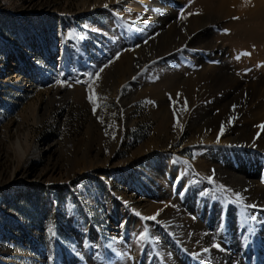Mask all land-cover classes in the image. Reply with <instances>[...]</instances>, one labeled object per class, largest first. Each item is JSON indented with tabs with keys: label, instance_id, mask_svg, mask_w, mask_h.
Here are the masks:
<instances>
[{
	"label": "rangeland",
	"instance_id": "rangeland-1",
	"mask_svg": "<svg viewBox=\"0 0 264 264\" xmlns=\"http://www.w3.org/2000/svg\"><path fill=\"white\" fill-rule=\"evenodd\" d=\"M176 1L181 5L170 8L179 22L181 10L187 15L191 5L190 0ZM140 2L0 0V264H94L95 260L165 264L163 253L172 250L170 236L188 243L192 225L201 223L191 207V193L202 209L209 205V217L221 219L225 214L229 200L210 185H220L214 156H228L229 148L201 143V138L206 135V112L217 114L210 120L215 125L223 121L228 125L233 115L223 118L215 106L213 112L205 81L193 82L192 73L201 68L193 65L192 50L171 63L145 61L134 52L153 37L145 31L141 42H132L140 19H145L140 16L144 9ZM228 21L239 20L232 17L221 29ZM73 31L92 50L90 64L82 72L75 64L60 61L69 55L79 58L70 41L63 47L64 36L70 40ZM214 32L212 41L230 34ZM217 40L227 51L232 49L227 60L234 64L235 74L251 82L264 81V58L259 53ZM245 52L251 54L241 55ZM218 64L216 59L211 65ZM89 74L102 98L98 103L105 106L96 115L87 99ZM57 80L72 87H61ZM177 120L180 127H174ZM220 129L207 133L227 140L234 137L222 134L224 138ZM178 158L206 162L211 167L199 170L206 179L191 174ZM167 163L172 172L165 179ZM178 174L186 181L172 190ZM203 185L207 193L201 195ZM136 212L159 215L143 220ZM145 230L148 239L141 241ZM223 241H214L220 246L216 249L226 250ZM238 261L250 264L249 258ZM210 262L221 264L219 259Z\"/></svg>",
	"mask_w": 264,
	"mask_h": 264
},
{
	"label": "bare ground",
	"instance_id": "bare-ground-1",
	"mask_svg": "<svg viewBox=\"0 0 264 264\" xmlns=\"http://www.w3.org/2000/svg\"><path fill=\"white\" fill-rule=\"evenodd\" d=\"M140 1L144 5V9L142 15H139L145 19H140L143 20L142 25L141 27L138 26L140 27L139 31L133 36L132 42H141L140 37L144 35L145 31V33L150 32L153 37L151 43L148 41L142 44L140 49L134 50V52L139 53V56L142 54L145 61L159 59L160 62L168 61L171 63L175 57L183 59L185 52L192 50L191 53L195 55L193 65H195V69L201 68L200 72L192 73L193 82L197 81L196 78H202L205 81L206 87L211 92V99H213L212 104H210L213 106V112L215 106L216 111L219 110L223 118L231 114L234 118L232 124L224 125L223 132L224 135H233L234 137H229L231 140L219 137V142H217V137H211L207 132L208 130L214 131L218 127L221 128V124L211 123V118L215 119L217 114L207 113L206 110L208 111L209 107L206 105L208 108L205 110L207 122L204 125L205 128L203 127L205 129L203 132L206 135L201 138V143H213L219 147L226 145L229 148L227 149L229 150L228 156H214L212 163L217 168L215 179L220 185L213 187L210 185L215 190L220 186L228 190L217 191L219 195L229 200V204H226L224 209L225 214L221 219L209 217L208 212L211 210L209 205L202 209L203 206L199 204L198 197L191 193L190 204L200 214L201 223L197 220L198 222L192 225L193 234L188 243H183L184 239L182 242L178 241L179 237L177 236L178 240L173 235L170 236L168 243L172 250L163 253L166 260L165 264H208L207 261L218 259L221 264H236L240 257L245 258V260L249 258L250 264H256L255 259L259 260L260 258L258 264H264V174L261 173L264 169V131L257 127V125L264 123V81L254 80L251 82L235 74L232 70L233 66H231L234 64H231L230 59L227 60L229 58L227 57L228 52H233L230 51L232 49L227 51L221 43L215 42L217 38L219 40L221 38L227 39L234 45L244 46L246 51L252 50L259 53V56L264 58V0H248L247 3L245 0H190L191 6L185 15L186 19L179 22L173 18L174 12L170 7L176 4L180 6L181 2L176 0ZM138 13L135 14L138 15ZM147 15H150L149 18L146 17ZM232 17H236L239 21H228L226 27L221 29L224 27L222 23L228 19L231 20ZM214 30H226L230 34L227 37L224 35L218 37L217 35L216 40L212 41V36L216 35ZM71 33L72 38L70 40H67L66 35L64 36L63 47L67 48L70 41L76 46L79 58H72L69 55L66 59L64 56L61 57L60 61L61 63L68 61L75 64L78 71L82 72L90 64L92 50L88 51L84 47L85 43L77 33L74 31ZM216 59L220 61V64L213 67L211 64ZM233 105L237 106L235 111L232 110ZM256 132L259 133L258 137L255 135ZM17 148L19 151L21 150L19 143H17ZM178 159L191 174L203 180L206 179V176H201L199 172V170L206 172L211 167L206 162L198 160L196 163H191L184 158ZM171 167L169 163L165 165L163 171L166 174L165 179H168L172 172ZM185 181V178L179 175V178L175 180L174 187L172 186V190L178 185L184 184ZM203 182L201 184H204ZM206 186L199 187L201 195L207 193ZM237 193L242 197L239 204L236 202ZM201 200L204 199L201 198ZM247 205H255L256 207L249 208ZM242 208L245 215L250 217L249 223L243 226H241L242 217L240 214ZM251 217H255V219L252 220ZM249 226L253 229L252 233L248 232ZM245 236L248 237L246 242L244 241ZM186 239L188 238L186 237ZM220 239L224 240L225 251L213 247L216 244L214 241ZM163 243L165 240L159 241V244ZM94 245L99 248V242ZM205 248L208 249V252H204ZM196 254L199 255L196 256ZM147 257L149 259L148 255ZM157 259L156 262L160 260V258ZM95 261L94 264H98L99 260ZM100 261H104V259Z\"/></svg>",
	"mask_w": 264,
	"mask_h": 264
},
{
	"label": "snow or ice",
	"instance_id": "snow-or-ice-1",
	"mask_svg": "<svg viewBox=\"0 0 264 264\" xmlns=\"http://www.w3.org/2000/svg\"><path fill=\"white\" fill-rule=\"evenodd\" d=\"M117 2H119V0H117ZM248 0H245V3H247ZM104 7H108L107 4L104 5ZM195 14H198V13H195ZM180 20H184L186 19V16L183 14V10H181V15L179 17ZM241 55H250V53H241ZM237 59H239L240 57L237 56L236 57ZM105 67H107V65H105ZM101 71H103V69H101ZM95 79H99V74L97 73L96 76H95ZM75 83H82V81L80 80H76ZM56 84L57 85H60L61 87H64V86H67V87H72V84H66L64 81H60V80H57L56 81ZM87 92H88V96H87V99L89 101V103L92 105V111H93V115H96L97 114V110L98 109H102L103 107H105L104 105L98 103V101L100 99H102L101 97H99L96 92H95V86H94V81L92 79V75L89 74V81H88V87H87ZM179 96V93L177 94ZM149 103H152L151 101H148ZM175 103V102H174ZM186 104L187 102L185 101V108L183 110H187L186 108ZM236 105H233L232 106V110L235 111L236 109ZM113 116L116 115V113H112ZM173 115L175 116L176 113L174 111ZM97 119L98 121L101 123V124H104V119L102 116H97ZM232 119L234 118H229V121L228 123L231 124L232 123ZM114 123L109 125V127H114ZM181 125L179 124V121L177 120V122L174 124V127H180ZM258 128H260L262 131H264V123H261L260 125H257ZM224 132V123L222 122L221 124V129H220V135H222ZM106 135L108 134L107 132L105 133ZM259 136V133H257V137ZM115 138V137H113ZM217 142H219V135L217 137ZM208 180L209 182L211 183L212 182V177H208ZM216 191H220V192H224V191H228L227 189H225L223 186H220L218 189H216ZM242 201V197L240 196L239 193L236 194V202L239 204L241 203ZM247 207L249 208H255L256 206L255 205H247ZM241 217H242V222H241V226L245 225V224H248L249 223V219L250 217L248 215H245L244 213V209L242 208L241 209ZM135 215L137 216H140L141 219L143 220H155L156 219V215H159V212H157L156 215H153V216H141V214L139 212H136ZM252 220L255 219V217H251ZM248 232L249 233H252L253 232V229L251 226H249L248 228ZM49 233L53 234L54 235V232H53V229L51 227H49ZM148 239V233H147V230H145L144 232H142L140 235H139V240L141 241H144V240H147ZM248 239L247 236L244 237V241L246 242ZM214 248H219L220 246L218 244H214L213 245ZM204 252H208V249L205 248L204 249ZM199 254H196V256H198ZM195 258V256H194Z\"/></svg>",
	"mask_w": 264,
	"mask_h": 264
}]
</instances>
